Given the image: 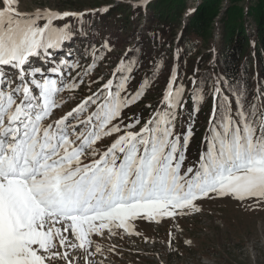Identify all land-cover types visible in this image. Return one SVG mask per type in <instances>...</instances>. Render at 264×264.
<instances>
[{
  "label": "snow or ice",
  "instance_id": "6c2138e0",
  "mask_svg": "<svg viewBox=\"0 0 264 264\" xmlns=\"http://www.w3.org/2000/svg\"><path fill=\"white\" fill-rule=\"evenodd\" d=\"M83 15L22 12L19 0H0V264H103L90 258L103 254L93 235L133 234L136 220L198 213L203 199L231 197L264 207V90L251 105L236 93L233 111V100L214 89L218 100L203 148L187 168L194 114L204 96L202 89L193 91V113L177 133L185 86H176L175 70L163 105L143 124L139 118L114 123L150 86L146 77L129 93L135 63L123 59L112 78L53 119L66 103L62 93L77 89L96 67L93 59L83 76L78 73L79 83L70 82L64 69L80 65L53 58L72 35L67 24L54 22ZM114 134L109 145L97 147Z\"/></svg>",
  "mask_w": 264,
  "mask_h": 264
},
{
  "label": "rangeland",
  "instance_id": "374dc122",
  "mask_svg": "<svg viewBox=\"0 0 264 264\" xmlns=\"http://www.w3.org/2000/svg\"><path fill=\"white\" fill-rule=\"evenodd\" d=\"M159 0H19L20 10L22 12H33L37 9H52L59 12L69 11L74 13H83L82 17H70L64 20L55 21V25L63 27L68 25L72 35L64 43L58 53H53L55 61L68 60L70 63L76 62L80 65L78 69L65 68L68 73V79L78 80V73L83 76V71L96 59V67L89 75L83 76V83L74 91L65 90L62 93V99L66 101L62 108L54 110L53 116L63 115L74 108L85 96L94 92L112 78V73L117 68L120 61L125 60L128 51L135 50L140 43L141 35L145 34L149 16H151L150 5ZM202 0H186L187 9L182 15L181 24L188 20L187 13L191 11ZM120 5L135 7L141 5L143 18L137 19L130 24V29H124L122 19L117 16L112 19L105 16L113 8ZM107 8V11L104 9ZM84 17L91 20L95 27L92 31L74 34L78 24ZM77 20V21H76ZM217 21V19H216ZM142 24H146L144 28ZM136 31L134 32L133 30ZM182 27L174 33V39L169 36V41L173 40L172 46L174 63L170 74L164 78L157 77V85H152L146 89L142 98L136 103L125 108L121 113V118L114 123L128 124L133 119L139 118L141 124L152 116L153 109L163 105V95L167 87L169 78L175 70L177 72L176 86L183 84L185 86L184 102L185 108L176 121V132L181 133L189 123V114L186 106V100L193 88V83L199 78L203 71L199 64L200 59L196 57L194 61L195 72L190 76L187 67V59L183 60L184 48L179 45V34L182 33ZM128 30V31H127ZM141 31V33L139 32ZM129 32V33H128ZM111 37L118 42L115 45H108ZM221 39L220 32L214 30L213 39L208 46L200 43L198 56H203L218 50L217 42ZM165 40V38H164ZM196 40V39H195ZM198 40V39H197ZM107 44L105 48L104 45ZM203 45V46H202ZM94 46V47H93ZM114 46L113 51H111ZM87 48L89 52L86 53ZM111 48V49H110ZM95 54V55H94ZM36 61V60H35ZM34 61V62H35ZM126 62V60H125ZM41 61L37 62L39 66ZM42 65V64H41ZM214 63L208 62V69L213 75L214 81H218ZM49 75H52L49 73ZM119 75V73L117 74ZM103 79H100V78ZM133 77V75H132ZM55 78V77H54ZM190 83L187 84V80ZM97 81V83H92ZM140 84L133 77L127 91L134 93ZM91 86V91L89 89ZM217 99L203 103L204 117L202 114L194 115V125L192 137L187 151L184 167L195 165L199 159L203 148V138L209 127V118L213 115V109ZM151 106L150 108L148 106ZM139 125L136 129L139 130ZM202 131V132H200ZM118 134H114L112 139ZM105 137L103 140H107ZM194 141L200 143L196 148ZM105 147L104 143L100 145ZM202 211L198 213L178 216L175 220L165 218L159 222H149L147 220H136L133 222V234H128L123 229L118 231L117 235H109L108 239L113 245L117 244V237L122 235L125 240V246L122 250H131L139 255V259H134V264H264V207H257L253 202H239L231 197L203 199L198 201ZM251 204V207H249ZM105 236L93 235L92 239L99 242ZM190 241L191 243H187ZM129 252V251H128ZM98 253L90 257L95 261H102L104 264H117L116 262L99 258ZM131 257V256H129ZM128 257V258H129ZM121 258V257H120ZM124 261H127L125 258ZM127 264H131L127 261Z\"/></svg>",
  "mask_w": 264,
  "mask_h": 264
},
{
  "label": "trees",
  "instance_id": "16d2710c",
  "mask_svg": "<svg viewBox=\"0 0 264 264\" xmlns=\"http://www.w3.org/2000/svg\"><path fill=\"white\" fill-rule=\"evenodd\" d=\"M150 9L151 16L145 34L141 35L137 48L126 55V62L135 63L132 75L136 81L142 84L147 77L150 84L157 85V77L164 78L170 74L173 66L171 64L174 63V47L169 36L174 39V33L182 27L179 45L184 48L183 60L187 59L189 75L195 72L196 57H199V64H202L200 68L203 71L199 74L198 81L196 80L194 90H203L204 101L211 104L217 86L208 69V62L212 60L219 79L218 86L223 90L221 95L233 100V111L236 110V93L246 96L247 105L254 101L260 103L257 99L259 91L264 90V0H202L183 24L181 19L187 9L186 0H159L151 4ZM117 16L122 19L124 29L128 30H132L130 24L133 21L145 19L140 7L128 5L111 9L105 18L112 19ZM217 17L219 21L216 22ZM217 25L221 35L217 42L218 50L211 51L206 56H198L199 40L204 46H208ZM81 26L86 33L91 29V20L84 17ZM142 26L145 28L146 24ZM94 27L95 25L92 28ZM79 28L80 24L74 34L79 33ZM118 41L111 37L108 45H115ZM88 52L89 48L86 53ZM189 82L190 79L187 84ZM192 94L187 102L189 114L193 113L194 108ZM198 107L199 111L196 113H202L204 110L200 102Z\"/></svg>",
  "mask_w": 264,
  "mask_h": 264
}]
</instances>
